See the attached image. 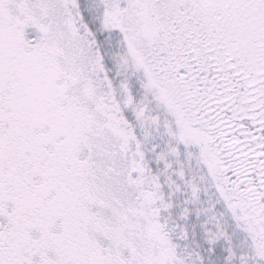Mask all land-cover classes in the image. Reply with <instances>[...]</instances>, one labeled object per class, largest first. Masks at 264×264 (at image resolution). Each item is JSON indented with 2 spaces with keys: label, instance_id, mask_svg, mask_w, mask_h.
I'll return each mask as SVG.
<instances>
[{
  "label": "snow or ice",
  "instance_id": "obj_1",
  "mask_svg": "<svg viewBox=\"0 0 264 264\" xmlns=\"http://www.w3.org/2000/svg\"><path fill=\"white\" fill-rule=\"evenodd\" d=\"M0 264H264V0H0Z\"/></svg>",
  "mask_w": 264,
  "mask_h": 264
}]
</instances>
